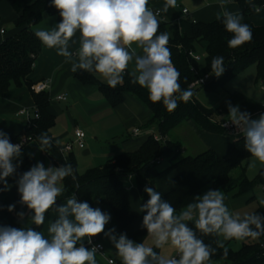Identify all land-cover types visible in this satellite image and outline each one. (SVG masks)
<instances>
[{"label": "clouds", "instance_id": "1", "mask_svg": "<svg viewBox=\"0 0 264 264\" xmlns=\"http://www.w3.org/2000/svg\"><path fill=\"white\" fill-rule=\"evenodd\" d=\"M218 2L221 11L216 13V19L231 34L228 47L237 48L250 42L252 27L242 22V14L227 10V0ZM246 2L251 4L252 0ZM49 6L57 10L60 22L47 28H34V36L43 46L55 49L71 65L73 73L97 75L113 89L123 85L128 76L131 83L147 90L152 103H162L169 112L193 97L191 88L181 87V74L172 61L168 46L171 33L159 31L161 12L177 7V0H164L162 9L158 10L149 6V0H50ZM252 7L260 10L255 4ZM75 43L78 49L70 51V45ZM210 69L211 75L222 76L226 70L224 57H213ZM226 103L228 119L223 127L228 122L235 126L252 157L248 167L256 169L259 162V174L264 176V113L252 118L239 105ZM37 140L43 152L60 144L47 132H42ZM22 155V144L12 143L9 135L0 130V183L4 185L0 191L9 188L8 178L16 177L18 203L28 210L16 213L17 222L23 226L0 224V264H101V261L105 264H117V261L119 264H216L212 257L218 250H222V258L229 255L226 242L258 240L264 236V214L241 215L230 210L225 203L227 197L220 189H209L194 196L178 212L159 191L145 186L149 199L140 205V212L145 213L141 228L146 229L151 244L137 242L126 233L117 234L114 227L106 230L110 213L80 201L76 191L64 203H57L65 191V178L71 177L79 189L71 164L45 167L38 161L19 173ZM29 157L34 154L30 153ZM133 178L129 173L128 180ZM260 204L264 206V200ZM15 208V203L9 204L7 211L13 212ZM50 210L57 216L49 221L45 236L37 229L44 225ZM101 235L114 250L102 252L103 245L93 243V238ZM205 236L215 237L216 246L205 243ZM166 248L171 252L166 253Z\"/></svg>", "mask_w": 264, "mask_h": 264}, {"label": "trees", "instance_id": "2", "mask_svg": "<svg viewBox=\"0 0 264 264\" xmlns=\"http://www.w3.org/2000/svg\"><path fill=\"white\" fill-rule=\"evenodd\" d=\"M3 0H0L2 2ZM239 9L245 18L244 23L252 27L253 39L237 48H230L227 40L231 38L223 24L217 19L211 22H191L190 34L181 33L176 24H160V32L171 33L169 48L172 53L174 66L179 70L181 87L188 86L204 75L209 76L206 84L194 90V95L188 103L181 102L179 107L169 112L162 103H152L148 99L146 89L138 84H133L128 76H125L123 85L115 89L101 83L93 74L78 71L76 79L87 85L97 86L99 93L110 107L121 104L126 95L133 96L143 107L150 112V118L146 124L147 128L155 125L164 142L156 141L152 135L133 152L120 153L109 159L104 164L87 169L83 174L77 173L76 161L72 154L62 156L60 146L54 145L51 149H45L53 163L58 167L61 164H71L75 170L79 189L71 177L63 181L64 194L59 201L67 199L74 191L80 201H87L92 207H96L97 201L105 202L112 213L119 232H125L129 226L136 221V215L128 200V185L126 177L132 173L134 188L141 197L143 185H152L155 179L167 170H174L172 188L162 198L168 200L179 212L194 196L200 195L202 190L209 187L220 189L225 193L235 191L234 196H248L253 198V185L246 176L247 161L251 158L245 150L242 135L235 136L228 148L227 156L220 157L215 151L204 150L196 156L177 158L180 146L171 141L169 135L185 123L193 124L197 129L209 133H223L224 130L215 123L214 118L219 115V108L206 109L196 99L195 92L203 90L207 93H215L223 89L226 83L234 79L248 66L255 67V83L264 81V26H254L248 21V17L256 11L252 4L259 9L264 8V0H236ZM50 0H12V9L16 16L13 20L15 31L4 37L0 42V96H2L11 85L30 88L31 83L28 76L31 74L36 57L40 54L42 44L34 36L33 26L38 24L44 14L60 16L54 7H50ZM200 45L204 50V58L196 63L189 52H195V46ZM215 56H223L226 70L219 78L211 75L210 64ZM186 78V79H185ZM34 102L33 112L38 115L31 123L26 124L21 135L8 134L12 143L24 138L27 142L36 141L42 132L51 136V129L55 124L54 117L49 113L50 104L47 92H32ZM261 113H264L262 108ZM23 163L18 168L22 173L28 170L29 159L22 149ZM169 159V167L159 170L156 160ZM16 177L8 178L10 184ZM259 184L264 186V176L257 177ZM4 185L0 183V189ZM2 191H0L1 193ZM254 212L264 214V210L257 208ZM0 224L21 227L17 218L9 211L0 206ZM147 235L146 229L141 226L130 235V239L144 242ZM205 243L215 247V237H203ZM228 246V244H227ZM228 257L222 258V250H218L212 257L216 264H264V236L258 240L247 239L241 243L237 250L229 246ZM159 251V249H157Z\"/></svg>", "mask_w": 264, "mask_h": 264}, {"label": "crops", "instance_id": "3", "mask_svg": "<svg viewBox=\"0 0 264 264\" xmlns=\"http://www.w3.org/2000/svg\"><path fill=\"white\" fill-rule=\"evenodd\" d=\"M163 4L164 0H149V6L154 10L162 9ZM225 8L232 12L241 13L236 0H227ZM182 10H187V15H184L182 13ZM219 11H221V9L218 0H177V7L169 8L167 13L161 12L160 24H176L181 33L189 35L192 21L204 23L211 22L216 19V13ZM15 16L16 14L12 9V0H3L2 2H0V30L4 31V35L0 34V42L4 39L5 36L10 35L15 31V28L13 26V20L15 19ZM244 21L245 18L243 17L242 22ZM248 21L251 22L254 26H264V8H261L259 11H256L254 14L250 15L248 17ZM40 22L34 25L33 28H47L44 25L40 26ZM57 23L58 22L56 21L55 24ZM6 24L13 26V29L9 33L4 29V26ZM78 36L79 34H77V39ZM78 47V43L71 44L69 50L75 52ZM247 69H252V72H250V85L248 82L246 84L248 86L247 90H242L241 86L240 88H233L232 95L229 92L231 90L228 91L226 89L227 85L237 79L238 76L242 73L241 72L234 79L226 83L223 89H219L215 93H207L203 90L196 91L195 99L206 108H219V115L216 118H218L221 122L228 119V107L226 103L227 101H231L234 106L239 105L240 109H242L243 111L246 110L251 113L252 118H257L261 114V110L262 108H264V106H256L250 99L251 97H254L250 89L252 80L255 77L256 70L253 65L249 66ZM76 73H73L71 71V65L65 63L64 58L57 55L55 49H50L42 45L40 54L35 59L32 72L28 76V81L31 83L30 88L25 85L21 87L11 85L9 89L2 96H0V130H3L7 134L11 135L22 134L26 125L25 118L17 117L16 113L23 108H26L28 110L33 109V87L35 86V84L41 81L48 80L50 82L49 89L47 91L50 100L48 111L55 119V124L50 131L51 136L54 139H58L60 141L59 146H62L63 144L73 140V131L75 128H78L85 133L86 140L88 129L96 123L95 119H93V116L99 111L107 110L109 104L99 93L97 86L80 83L75 77ZM95 77L101 83L106 84L102 79H99L97 75H95ZM246 94L251 97H245ZM59 95H65L66 100L56 101V97ZM213 96L216 98H212ZM125 98H129L130 102L133 98L136 101L135 106H133L138 112L143 114L141 117V120H143L141 122V125L143 126L133 129H139V133L137 135H133L132 130L133 138L130 136V138L128 139L130 140L129 142L123 141L121 142L120 146H116L115 148L110 149V151L105 153V156H103L101 159H98L100 161H97V159L93 158L94 154L92 152L84 153L83 151L85 149V146L82 149H78L76 147L73 148L71 154L76 161L77 167L79 164L81 166H83V164H86V166H89L88 168L97 167L120 153L133 152L139 148V146L146 140L148 136H150L149 128H146V124L150 118V112L145 107H143L133 96L126 95ZM144 116L145 119H143ZM143 127L147 129L144 131L145 133H142ZM178 129L180 130V132H183L182 139L175 141L180 146V152H183V150L185 149L183 146L184 140L189 139L195 141L197 147L198 144H200L204 147V150L207 149L215 151L220 157L225 158L227 156L228 148L235 138V136L229 135L225 132L214 134L199 130L189 122L183 124ZM189 137L192 138L190 139ZM126 144L129 145V147H126ZM185 144L187 143L185 142ZM23 151L29 159L28 169L38 161L43 162L45 167H48L49 165L56 166L53 163L51 157L46 152L39 150L38 143L34 140L27 142L23 148ZM30 153L34 154V157L30 158ZM161 162L162 160L160 161V164ZM174 175L175 172L172 169L171 172H164L155 179L150 187H153L154 185L157 188V191H159L163 196L166 192L171 190L172 179ZM15 179L9 184V188L7 190H3L0 193V206L7 210V206L9 204L15 203L16 208L11 213L17 218V212L23 210L27 213L28 210L26 207H23L18 203L20 197L15 184ZM209 189L211 188L207 187L203 189L200 195H202L204 191ZM128 192L127 196L129 203L132 210L135 212L134 202H136L135 195L137 194L136 192ZM235 193L236 192L233 191L231 193H225V195L232 196V198H234L236 197L234 196ZM138 194L140 195L139 192ZM65 201L66 199L57 203H64ZM95 205L96 207L101 208L102 211L108 212L111 215V220L106 226V230L114 227L117 234L126 233L130 238V235L134 233L142 224V222H137V219L140 215V213H138V216H136V221L131 226H129L125 232H119L117 230V225L112 216L109 206L102 201L96 202ZM56 216L57 213L54 210H50L46 215L44 225L37 230H41L44 235L47 236L49 221L54 220ZM33 227H35V225H33ZM93 241L95 243L103 245V252L114 250L108 239L103 237V235L94 237ZM109 255L111 256L112 254L109 253ZM97 259L100 260L99 255ZM101 264H105V262L101 261ZM117 264H119V261H117Z\"/></svg>", "mask_w": 264, "mask_h": 264}, {"label": "rangeland", "instance_id": "4", "mask_svg": "<svg viewBox=\"0 0 264 264\" xmlns=\"http://www.w3.org/2000/svg\"><path fill=\"white\" fill-rule=\"evenodd\" d=\"M56 21L57 22L59 21L57 14H54L51 16H49L48 14H44L39 25L51 27L52 25L55 24ZM163 25H165L166 29H168V26L166 23H163ZM4 29L9 33L13 29V26L6 24L4 26ZM195 54H197L200 57H203L204 55L203 47H201L200 45H196ZM247 68L242 71V73L238 76L237 79H235L234 81L230 82V84L227 85L226 89L228 91L231 90L229 92L232 95H233L232 93L233 88H240L241 86L242 90L243 89L247 90L248 88V86L246 85L247 82L250 85V72H252V69L248 70ZM99 79H102V78H99ZM254 80H255V77L252 80L251 89H250L254 97H251L248 94H246L245 97L247 98L251 97L250 99L252 103L256 106L257 105L264 106V86L261 85V82L255 83ZM212 98H216V97L213 96ZM129 100H130L129 98L128 99L125 98L124 101L118 106L114 108L109 106L107 110L99 111L93 116L94 117L93 119H95L96 123L91 128H89L87 131V137L85 140V149L83 151L84 153L92 152L94 154L93 158L97 159V161H100L98 159H101L103 156H105V153L110 151V149L115 148L116 146H120L121 142L123 141L129 142L130 140L128 139L130 138V136L131 137L133 136L132 130L134 128L143 126L141 125V122L143 121L141 120V117L143 114L138 112L136 108L134 107L136 101L133 98L131 99V102ZM206 109H209V108H206ZM227 116H228V113H227ZM143 119H145V116ZM214 120L217 125H219V123L221 122L216 117L214 118ZM146 128L145 127L142 128V133L145 130H147ZM149 131H150V134L153 136H157L159 134L157 127L155 125L150 127ZM182 133L183 132H180L179 129H176L169 135V138L172 142L180 140L182 139ZM189 138L191 139L192 137H189ZM185 142L187 144H185ZM183 146L185 149L183 150V152H180L177 155L178 159L187 157V156H196L200 154L202 151H204V147L202 145L198 144V147H197L196 142L189 140V139L184 140ZM126 147H129V145L126 144ZM251 159L252 157L247 161L246 176L248 180L251 182V184L253 185V194H252L253 198L248 200L249 198L244 197V196H236L234 198H232V196H226L227 199L225 200V203L228 205L230 210L234 212H238L241 215L246 214V213H252L257 208L264 210V206H261L260 204V201L264 200V186L259 184V182L257 181L260 165H259V162H257V168L250 169L248 167V164ZM88 167L89 166H86V164H83V166L79 164L77 167V173L83 174L87 169H90ZM168 167H169V159L164 158L162 159L161 164L158 166V169L165 170ZM166 172H171V169L167 170ZM153 188L157 190V188L154 185H153ZM206 191H204V193ZM134 192H136L137 194L135 195L136 202H134V205H135L134 213L136 216H138V213H140L137 219V222L140 223L142 222V217L145 214V213L140 212V205H142L143 202L145 203L149 199V197L147 195L145 197H140L141 195L138 194V191L135 188L130 187L128 193H134ZM246 241L233 240L230 243L226 242V244L229 243L228 246L231 249L237 250L240 247L241 243L246 242ZM145 242L151 244V239L147 237L145 239ZM165 252L170 253L171 250L166 248Z\"/></svg>", "mask_w": 264, "mask_h": 264}, {"label": "built area", "instance_id": "5", "mask_svg": "<svg viewBox=\"0 0 264 264\" xmlns=\"http://www.w3.org/2000/svg\"><path fill=\"white\" fill-rule=\"evenodd\" d=\"M182 13L184 15H187V10H182ZM1 35H4V31L2 32ZM189 56L196 63H200L203 60V58H204V56L200 57L197 54H195V52H189ZM208 80H209V76L208 75H204L202 78H198L197 80L192 82L188 86V88H191L192 91H194L197 88H200V87L204 86ZM199 81H200V83H199ZM49 85H50V82L48 80L41 81V82L35 84V86L33 87V91H34V93L47 92L48 89H49ZM261 85L264 86V81L261 82ZM65 100H66V96L65 95H59V96L56 97V101H65ZM16 116L25 118V123L26 124L31 123V121L33 119H37V117H38V115L33 112V109L28 110L26 108L20 109L16 113ZM226 121H223V122L220 123V127L224 130V132L229 134V135H232V136L240 135L237 132L235 126L232 125L230 122L227 123L226 127H223V124ZM138 133H139V129L133 130V135H137ZM149 135H151V134L149 133ZM85 136L86 135H85V133L82 130H80L78 128H75L74 131H73V140H71L70 142L65 143L63 146H60V152H61L62 156H66L68 154H71L73 148H75V147L78 148V149L84 148V146H85ZM153 138L156 141L164 142V140L158 135L157 136H153ZM16 143H21L22 144V149H23L24 146L26 145L27 141L24 138H20L18 140V142H16ZM160 161L161 160L158 159V160H156V163L160 164ZM126 183L128 185V189H127L128 191H129L130 187L134 188L133 182H132V180H128V176L126 177ZM145 186H149L150 187L149 184L143 185V187L141 189V193L142 194H146L144 192ZM93 243L94 244H99V243H95L94 241H93ZM100 251L103 252V247L100 249Z\"/></svg>", "mask_w": 264, "mask_h": 264}]
</instances>
